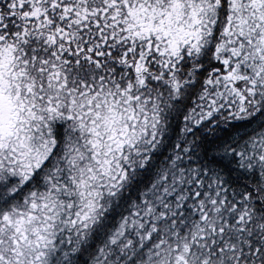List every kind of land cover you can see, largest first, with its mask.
Segmentation results:
<instances>
[{
  "label": "snow or ice",
  "instance_id": "obj_1",
  "mask_svg": "<svg viewBox=\"0 0 264 264\" xmlns=\"http://www.w3.org/2000/svg\"><path fill=\"white\" fill-rule=\"evenodd\" d=\"M0 264H264V0H0Z\"/></svg>",
  "mask_w": 264,
  "mask_h": 264
}]
</instances>
